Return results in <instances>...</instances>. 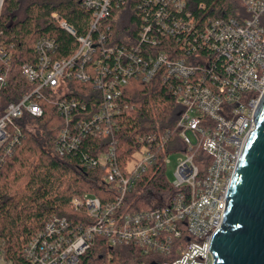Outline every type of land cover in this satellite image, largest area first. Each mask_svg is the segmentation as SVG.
<instances>
[{
    "label": "built area",
    "instance_id": "1",
    "mask_svg": "<svg viewBox=\"0 0 264 264\" xmlns=\"http://www.w3.org/2000/svg\"><path fill=\"white\" fill-rule=\"evenodd\" d=\"M238 1L245 12L241 20L198 21L185 0H143L140 6L152 9L142 15L137 39L127 38L123 45L107 43L104 21L124 0H83L91 20L80 37L53 14L59 27L76 38L78 48L71 57L56 60L54 40L36 41V64L22 67L23 77L36 87L0 114V165L1 155L20 136V129L9 127L24 115L41 117L37 100L47 90V101L64 125L54 151L62 156L77 149L87 134L108 136L106 150L84 160L102 171V180L118 195L106 204L90 194L72 197L71 208L84 214L76 221L52 216L25 246V264H81L93 248L97 264H117L109 250L120 247L136 249L145 264H213L211 240L224 220L227 190L264 93V0ZM163 40L174 43L170 52L159 45ZM4 50L0 46L6 62ZM157 79L168 85L180 107L175 125L183 148L174 152V193L152 211L121 214L117 210L124 195L153 165L155 151L166 141L150 138L149 146L120 165L113 134L125 108L122 96L131 80ZM72 81L92 84L91 110L69 98ZM4 85L3 72L0 90ZM71 125L77 127L72 130ZM168 155L161 159L164 167ZM2 244L0 240V253ZM0 261L6 264L1 256Z\"/></svg>",
    "mask_w": 264,
    "mask_h": 264
},
{
    "label": "trees",
    "instance_id": "2",
    "mask_svg": "<svg viewBox=\"0 0 264 264\" xmlns=\"http://www.w3.org/2000/svg\"><path fill=\"white\" fill-rule=\"evenodd\" d=\"M83 0H2L0 6V46L9 55L5 62L0 54V75L5 73V85L0 90V114L9 103L20 101L36 87L22 75V67L35 65L36 41L49 38L57 43L53 57L67 59L77 50L76 38L61 29L64 21L76 33L84 36L91 20L90 12L82 7ZM143 0H124L114 5L104 23L109 27L107 43L123 45L130 38L135 41L142 26V15L152 6L141 7ZM186 6L199 21L206 17L241 20L244 8L238 0H185ZM161 47L169 51L174 43L163 40ZM145 47V46H144ZM158 47V48H161ZM145 47V50H148ZM143 50V52H145ZM69 98H75L91 110L90 97L94 89L90 83L70 82ZM37 103L41 117L24 115L16 120L10 131L20 129L18 141L8 154L1 155L0 165V240L1 257L6 264H25L23 250L41 231L52 216L76 221L84 211L75 212L70 206L74 196L90 194L106 204L114 201L118 193L102 180V171L89 168L84 158L106 150L108 136L87 134L77 149L60 156L54 145L63 120L54 105L47 101V90ZM121 115L116 119L117 157L123 166L136 151L150 145V138H165L161 150H156L153 165L124 195L118 213L152 211L174 193L167 180L166 167L161 159L167 154L182 151L176 120L180 107L168 85L158 79L143 83L131 80L122 96ZM85 113V112H84ZM84 114H78L82 117ZM71 125V129L74 130ZM77 131V130H76ZM153 144V143H152ZM199 157L202 153L199 152ZM104 251V250H102ZM108 251V250H107ZM111 251L117 264H145L137 250L120 247ZM97 250L93 248L82 257L81 264H97Z\"/></svg>",
    "mask_w": 264,
    "mask_h": 264
},
{
    "label": "water",
    "instance_id": "3",
    "mask_svg": "<svg viewBox=\"0 0 264 264\" xmlns=\"http://www.w3.org/2000/svg\"><path fill=\"white\" fill-rule=\"evenodd\" d=\"M253 122L227 190L224 220L209 247L213 264H264V93Z\"/></svg>",
    "mask_w": 264,
    "mask_h": 264
},
{
    "label": "rangeland",
    "instance_id": "4",
    "mask_svg": "<svg viewBox=\"0 0 264 264\" xmlns=\"http://www.w3.org/2000/svg\"><path fill=\"white\" fill-rule=\"evenodd\" d=\"M177 157H178V153H172L168 155L169 163L166 164L165 175L169 182H171L173 179V173H174ZM0 256H1V253H0ZM0 264H3V263L0 261Z\"/></svg>",
    "mask_w": 264,
    "mask_h": 264
}]
</instances>
